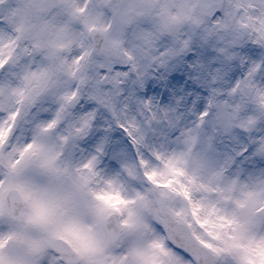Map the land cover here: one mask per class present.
I'll list each match as a JSON object with an SVG mask.
<instances>
[{"label":"snow or ice","instance_id":"snow-or-ice-1","mask_svg":"<svg viewBox=\"0 0 264 264\" xmlns=\"http://www.w3.org/2000/svg\"><path fill=\"white\" fill-rule=\"evenodd\" d=\"M0 264H264V0H0Z\"/></svg>","mask_w":264,"mask_h":264}]
</instances>
